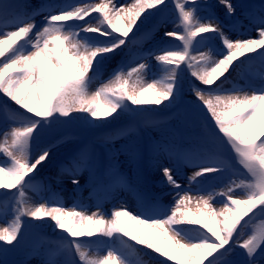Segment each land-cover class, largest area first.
I'll return each instance as SVG.
<instances>
[{
	"label": "snow or ice",
	"instance_id": "1",
	"mask_svg": "<svg viewBox=\"0 0 264 264\" xmlns=\"http://www.w3.org/2000/svg\"><path fill=\"white\" fill-rule=\"evenodd\" d=\"M220 3L226 6L230 18L243 15L259 38L230 37L214 14L209 13L205 19L198 16L200 0L178 2V22L161 34L167 43L139 54L135 66L127 65V70L118 67L108 83L90 92L87 84L93 79L92 70L99 67L98 60L126 53L148 16L167 9L166 0H100L79 5H42L30 11L22 0H0V156L4 157L0 162V189L5 190L6 199L11 192L10 198L16 201L11 209L13 219L0 227V255H7L11 250L8 246L16 248L24 242L26 224L38 227L31 221L50 220L62 234L57 251L63 258L45 260L43 264H126L110 247L106 254L102 250L95 257L87 250L94 238L114 234L151 250L158 259L165 257L159 259L160 264H212L217 254L226 259V264L264 261V75L256 86L241 72L257 57L264 62V0ZM203 7H208L206 0ZM92 13L98 15L93 18ZM38 14L43 15L42 24L35 19ZM209 36L222 42L226 49L223 56L213 55L211 49L202 50L207 48L203 42ZM98 37L105 38L102 45L93 43ZM250 53L255 55H247ZM151 59L164 75L145 84L142 77L149 71ZM181 66L188 72L191 93L200 102L196 108L206 109L213 126L204 136L187 143L173 131L177 142L162 151L158 142L149 145L154 167L162 173L161 182L174 193L170 208L159 212L140 205L130 211L121 204L106 217L103 212L88 215L76 208L66 210L58 202L43 199L29 204L26 190L32 187L40 170L53 161L61 140L70 139L62 135L66 126L83 120L89 128H99L116 119L124 102L138 106L133 113L147 111L139 107L143 105L174 103L179 98ZM233 72H241L246 86H234L225 95L220 85ZM147 93H151V99H145ZM96 119L102 123L94 124ZM46 128L53 133L52 139L34 151V142ZM126 132L122 129L115 137ZM133 145L138 157L142 146L137 142ZM226 145L235 151L245 171L232 169L223 188L204 191L200 181L205 176L228 169L224 159L207 152L222 151ZM164 155L167 164L161 159ZM70 159L75 164L71 183L77 188L82 168L89 172L94 187L104 183L100 175L103 158L86 135L81 136ZM185 165L197 170L187 178L188 186L182 187L177 177ZM110 169L116 183H123L115 166ZM111 187L107 184L104 193ZM194 191L205 194L193 197ZM217 197L222 207L214 206ZM193 200L195 210L191 207ZM183 225L199 227L206 235L186 242L176 231ZM156 239L163 245H158ZM234 251L242 253V259L229 258Z\"/></svg>",
	"mask_w": 264,
	"mask_h": 264
},
{
	"label": "rangeland",
	"instance_id": "2",
	"mask_svg": "<svg viewBox=\"0 0 264 264\" xmlns=\"http://www.w3.org/2000/svg\"><path fill=\"white\" fill-rule=\"evenodd\" d=\"M22 2L29 6L28 10L30 11L33 8L39 9L42 5H79L83 3H99L100 0H22ZM114 2H117V0H114ZM118 2L131 3L132 0H118ZM178 2L184 3L185 0H166L168 7L163 13L149 15L141 26V32L137 34L135 42L129 45L126 53L109 54V58L99 59V69L94 68L92 70L93 79L87 84L88 90L94 92L101 83L111 80L118 67H124L127 70V65L135 66L139 54L166 44L167 40H162L161 34L164 29L175 27L174 21L178 22L179 10L175 7ZM231 2L236 4L250 2V0H231ZM251 2H258V0H251ZM204 3L205 0H200L198 16L201 19L208 18L209 13H212L224 23L225 31L230 37L245 38V31L249 30L252 35L254 34L255 39L259 38L243 15L237 17L235 20L227 16L226 6L221 4L220 0H206L207 8L203 7ZM97 15V13H92L91 17L94 18ZM35 19L38 23H43V15L38 14ZM85 19L90 18L85 17ZM92 22H95L94 19ZM210 38L213 40V43L205 40L203 42L204 46L207 47L209 44L215 45L202 50L209 51L211 49L213 55L223 56L226 49L222 42L218 38ZM104 39L98 37L93 43L102 45ZM175 42L178 43L177 41H173V43ZM247 55L254 56L255 54L250 53ZM240 59H244V57H240ZM149 63L150 69L142 77V83L145 84L160 79L164 75L162 69L154 59H151ZM237 63L239 64L240 62L237 61ZM241 72L246 73L247 77L252 80V83L259 86L261 83L260 79L264 75V62L257 57L251 63L246 64ZM241 72H233L227 76L225 82L220 85L222 90L225 91L223 94H229L228 91L234 90V86H238L241 89L245 88L246 82ZM97 73L98 76H96ZM238 73L241 76L240 80L237 78ZM179 80V98L172 104L164 102L159 106L143 105L139 107L148 109L147 111L133 113V108L138 106L124 102L118 110L116 119L110 123L103 124L99 128H89L83 120H78L66 126L62 130V135H67L70 139L61 140L57 145L58 151H56L53 161L40 170L39 176L32 182V187L26 190L29 204H32L35 200L39 201L43 199L58 202L66 210L76 208L78 211H83L88 215L103 212L106 217H109L110 213L121 204L127 206L130 211L137 209L140 205L149 208L151 211L159 212H165L167 208H170L173 203L174 193L170 191V188L165 183L161 182L162 173L154 167V153L150 150L149 145L153 142H158L162 151L163 148L177 142L173 138V131L178 132L180 137L185 139L187 143L190 139L204 136L213 126L212 118L206 112V109L196 108V104L200 102L196 101L189 89V75L184 66H181ZM145 99H151V93H147ZM178 105H182L183 109H177ZM2 111V108H0V112ZM135 122L137 123L135 124ZM93 123L100 125L102 121L96 119ZM122 129L127 130L126 135L115 137V133ZM68 130L71 131L68 132ZM261 130H264V128ZM52 135L53 133L46 128L34 142V151L50 142ZM82 135H86V138L93 141L94 146L103 158L104 167L100 169V175L104 181L103 187L101 184L94 187L89 172L83 168L80 187L77 188L71 183L72 173L70 174L69 171L72 170L73 162L70 157L77 150ZM2 139L3 137L0 135V140ZM133 142H137L142 146V151L138 157L135 155L136 148ZM122 145H126L127 147L122 148ZM108 149H111V151L109 152ZM207 155L224 159L228 167L232 165V169L245 171L243 166L239 164L237 154L231 149L230 145H226L222 151L211 149L207 152ZM3 159L4 157L0 156V162ZM161 159L165 160L166 164L168 163L166 155L162 156ZM111 165H114L116 171L122 175L123 183H116L110 169ZM57 168L65 173L63 174V178H54L53 170ZM186 168L197 170L190 165L183 166L177 177L178 180L182 181V187L188 186L187 177L185 180L179 177ZM231 174V171L227 172V169H225L221 173L205 176L200 183L204 191H208L213 187H216V190L219 191L224 187ZM232 178L235 179V177ZM63 181H66V184ZM107 184H111L112 187L105 194L104 188ZM11 191L14 192L15 190ZM4 192V189H0V218L6 215L7 218L13 219L11 209L14 207L16 201L10 198L11 192L9 193V198L6 199ZM204 194L199 191L191 193L193 197ZM214 206L217 208L222 207L219 197L214 201ZM191 207L195 210V200H193ZM25 219L27 221V218ZM31 223L38 225L35 228L39 234L33 231L31 227H27L26 224L24 242L16 248L8 246L11 250L7 255H0V264H5V261L6 264H43L45 260L63 258L57 251V246L62 235L60 230L56 229L50 220L47 223L33 220ZM176 231L179 233L180 238L186 242L201 240L206 235L204 230L195 226H177ZM155 242L158 245H163V241L160 239H156ZM109 247L119 254L126 264H160L159 259H166L162 256L158 259V254L142 248L118 234H114L113 237L101 236L99 239L94 238L91 243L87 244V250L92 253L93 257L100 254L102 250L106 254V250ZM242 257L235 251L229 253V258L242 259ZM212 262L221 264L217 258H214ZM168 264H176V262L168 261ZM261 264H264V261Z\"/></svg>",
	"mask_w": 264,
	"mask_h": 264
},
{
	"label": "bare ground",
	"instance_id": "3",
	"mask_svg": "<svg viewBox=\"0 0 264 264\" xmlns=\"http://www.w3.org/2000/svg\"><path fill=\"white\" fill-rule=\"evenodd\" d=\"M245 33H246V36H245V38H253V39H255V36H254V34L252 35L250 32H249V30H247V31H245ZM207 48H209V46H207ZM136 64V63H135ZM239 75V76H238ZM238 75H237V78L240 80V74L238 73ZM105 83H108V81L107 82H105ZM264 112V110H262V113ZM109 150H111V149H108V151ZM110 152V151H109ZM156 155H158L157 153H156ZM162 161L163 162H165V164H166V161L165 160H163L162 159ZM154 164V163H153ZM58 166H60V165H58ZM57 166V167H58ZM62 167V166H61ZM74 168H75V164L73 163L72 164V170L71 171H69V173L71 174L72 172H73V170H74ZM83 169H81V171H80V173H79V177H80V180H81V177H82V175H83V171H82ZM193 171H195V170H191V169H188V168H186V170L184 171V172H182L181 173V175L179 176V177H181V179H183V180H185L186 179V177L188 178L189 176H191L193 173ZM63 174H65L64 172H62L60 169H55V170H53V176H54V178H63ZM64 182V184H66V181H63ZM36 202V200L33 202V203H35ZM1 220H0V227H5V226H7L10 222H11V218H7V216L5 215L3 218H0ZM139 227V226H138Z\"/></svg>",
	"mask_w": 264,
	"mask_h": 264
}]
</instances>
